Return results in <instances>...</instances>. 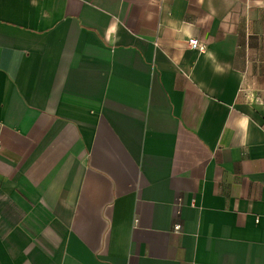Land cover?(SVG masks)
Returning a JSON list of instances; mask_svg holds the SVG:
<instances>
[{"label": "crops", "instance_id": "obj_1", "mask_svg": "<svg viewBox=\"0 0 264 264\" xmlns=\"http://www.w3.org/2000/svg\"><path fill=\"white\" fill-rule=\"evenodd\" d=\"M0 264H264V0H0Z\"/></svg>", "mask_w": 264, "mask_h": 264}, {"label": "built area", "instance_id": "obj_2", "mask_svg": "<svg viewBox=\"0 0 264 264\" xmlns=\"http://www.w3.org/2000/svg\"><path fill=\"white\" fill-rule=\"evenodd\" d=\"M188 45L192 48V49H197L199 51H205L206 46L203 43H200L199 41L195 40V39H191L188 42ZM181 226L177 225L175 227L176 230H180Z\"/></svg>", "mask_w": 264, "mask_h": 264}]
</instances>
